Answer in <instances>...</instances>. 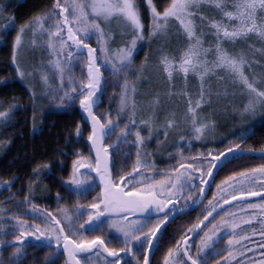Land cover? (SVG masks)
Listing matches in <instances>:
<instances>
[{
    "label": "snow or ice",
    "instance_id": "1",
    "mask_svg": "<svg viewBox=\"0 0 264 264\" xmlns=\"http://www.w3.org/2000/svg\"><path fill=\"white\" fill-rule=\"evenodd\" d=\"M145 3L150 17L147 29L140 0H52L47 10L16 30L14 18L3 15L10 5L0 0V41L16 31L11 63L18 78L27 85L33 121L45 100L57 108L78 100L90 123L87 143L94 152V157L72 152L76 158L67 180H61L63 194L56 193L57 205L66 196L75 195L74 207L59 206L53 213L34 202L33 185L41 172L50 170L47 163L33 169L28 191L23 200L17 201L14 213L9 214L4 202H0V264H23L29 247L48 248L47 264H58L61 254L66 257L64 264H153L162 232L176 218L177 211L186 213L189 201L201 207L203 218L198 216L186 230L180 229L162 264H264V164L229 175L216 185L212 199L203 203L207 199L205 186L214 183L215 170L221 168L222 160H227L229 154L239 153L234 156L236 159L244 156L242 144L255 134V120H264V71L255 70L264 69V0H164L162 10H158L154 0ZM205 8L214 9L220 18L209 19L204 15ZM114 23L117 28H113ZM172 36H182L186 41L179 59L166 51ZM26 37L28 46L41 47L46 52L50 72L43 62L31 70L22 68ZM93 38L97 47L91 44ZM253 38L259 47L250 43ZM117 39L120 46L113 48ZM145 40L149 44L162 41L157 68L165 75L169 90L145 92L149 98L141 106L136 99L138 85L146 82L150 89L152 84L149 54L145 53L139 66L136 64L138 44ZM237 45L244 47L237 50ZM77 66L86 68L79 77L74 75ZM220 72L225 76L218 79L230 82L232 92L227 87L213 90L210 79ZM190 75L199 82L195 96L187 90ZM36 76L43 88L39 94L34 83ZM176 76L182 78L184 85L179 93L173 90ZM109 78L117 81L113 87L120 88L115 119L111 112L98 115L94 111L101 100L98 94ZM121 78L123 82L119 83ZM53 80L57 81L55 86ZM177 95L186 103L182 115L167 107L165 98L171 100ZM18 107L12 104L0 110V130H7ZM206 107L213 112L206 113ZM217 108L242 122L233 133L235 139L226 137L223 150L208 149L195 156H185L182 146L174 144L175 155L172 151L168 155L175 163L159 170L151 159L152 153L147 151L148 142L154 139L160 147L184 127L180 141L191 148L192 138L201 141L214 133ZM142 112L147 115H139ZM121 114H126V121L121 120ZM36 131L34 122L33 132ZM83 135L81 125L76 124L77 143ZM112 137L114 143L109 142ZM0 145L6 146L3 142ZM66 145L71 147L72 140ZM260 152L264 155V148ZM133 155L131 170L125 171ZM82 169L95 172L99 184L91 183L90 176L82 177ZM11 187V181H0V188L10 191ZM97 187L100 191L90 203L79 202ZM249 197H258L259 202L253 203ZM16 199L12 195L7 201ZM256 210L261 214L259 220ZM26 216L31 217L32 223ZM254 222L260 225L259 231ZM256 235L258 241L253 239ZM196 236L198 244L193 240ZM30 238L35 243L30 244ZM221 244L225 246L220 247ZM9 249L11 254L5 258L3 253ZM125 256L132 259L125 260Z\"/></svg>",
    "mask_w": 264,
    "mask_h": 264
},
{
    "label": "trees",
    "instance_id": "2",
    "mask_svg": "<svg viewBox=\"0 0 264 264\" xmlns=\"http://www.w3.org/2000/svg\"><path fill=\"white\" fill-rule=\"evenodd\" d=\"M4 2L10 6L3 15L5 18L13 17L15 20L14 28L18 30L21 24L30 21L40 12L47 10L52 0H4ZM154 3L157 5L158 10H162L164 0H154ZM146 14L148 13L146 12ZM204 15L209 19L220 18L219 13L209 8L204 9ZM147 19L148 16L146 17ZM15 35L16 31H11L0 47V81H7L6 84H0V110H4L12 104L19 106L14 109V114L9 121L10 126L7 130H0V142L6 145H0V181L12 182L10 191L0 188V202H4V207L9 210V214L14 213L17 201L23 200V195L28 191V185L33 176V169L37 165L47 163L51 166L50 170L41 172L40 178L33 185L35 190L34 202L41 208H47L55 213L59 206L67 205L71 208L76 205L77 197L75 195L66 196L57 205L56 193L61 192L63 194L61 180H67L71 172L72 161L76 158L72 155V152L80 151L84 156L91 157L87 143L90 129L83 121L79 110V102L72 106L68 112L51 111L50 106L46 103L43 109L38 107L35 113V121H33L32 104L29 100L28 90L21 83L11 63L12 43ZM92 46L97 47L93 44ZM141 52L144 53V50ZM141 52L139 48V53ZM179 52L181 53V51ZM179 56L180 54L175 55L176 58H179ZM150 58L153 59L151 55ZM82 70L86 72V68L78 67L79 76L82 75ZM160 75L164 79L161 71ZM105 105L106 103L103 100L101 107L105 108ZM34 122L37 128L36 132H33ZM76 124H80L84 130L83 139L79 140L78 143L74 137ZM254 127L255 134L246 143L242 144V148L245 149V155L238 159L234 158V156H238L239 153L228 156L227 160L223 161L221 168L216 172L217 175L214 177L215 185L235 172L247 171L250 168L258 167V161L264 159V156L250 154L251 152H260L264 148V122ZM70 139L72 140L71 147L66 145V141ZM228 139H235V137L232 134ZM226 144L227 141L212 147L223 150ZM196 146L193 154H191L193 156L199 152L200 146L199 148L198 145ZM147 147L152 152V158L157 161L159 170L164 171L170 164H173L172 161L167 160V156H169L167 150L161 151V147H157L155 140L149 141ZM249 149L252 151L248 152L247 150ZM132 161V159L129 161V166L124 169L125 171L129 170ZM228 161H231V163H228ZM61 162L64 165L63 167H61ZM225 164L227 165L226 167L224 166ZM98 192L99 188L97 187L89 196L79 202L85 205L90 203ZM12 195H15L17 199L7 201V198ZM196 210L197 208L179 215L168 224L166 231L162 232L159 247L154 251L153 264H162L167 248L172 245L174 239H178L177 233L180 229L183 227L186 230L187 226L197 221L198 212ZM25 219L32 223L31 217L26 216ZM29 243H35L34 239L30 238ZM10 254V249L3 253L5 258ZM47 258H49L48 248L39 247L34 249L29 247L27 258L23 260V264H47Z\"/></svg>",
    "mask_w": 264,
    "mask_h": 264
},
{
    "label": "rangeland",
    "instance_id": "3",
    "mask_svg": "<svg viewBox=\"0 0 264 264\" xmlns=\"http://www.w3.org/2000/svg\"><path fill=\"white\" fill-rule=\"evenodd\" d=\"M140 8H141V12H142L143 22H144L146 29H147V25L149 24L150 17H149V12H148L147 7H146L145 0H140ZM146 12L148 14H146ZM147 16H148V19L146 20ZM113 28H117V25L115 23L113 24ZM2 30H3L2 27H0V31H2ZM145 35L147 36V30L145 32ZM25 40H26V47L24 48V50L21 53L22 68H24L26 70H31L33 67H40L41 62H43L44 66H45V70L50 72V69H47L48 57H47L46 52H44L41 47H37L35 49L31 48L30 46L27 45V37L25 38ZM3 42L4 41H0V47L2 46ZM38 43H42V41H38ZM160 43H162V41H154L151 44H149V42L147 40H145V41H142L138 44L137 55L139 53V48H140V52L142 50H144V53L146 52L149 54V56L151 55L153 57V59L150 58L149 69H148L149 74H150V79L152 81L151 88L149 89V85L146 82L140 83L138 85L139 92H138L136 99H137L138 103L141 104V106H143L144 101H146L149 98V97L144 95L145 92L150 90L152 93H155V92L164 93V92L169 90V84L167 83L165 75L162 73L164 76V79H163V77L160 75V71L157 68V61H158V58L160 55V53L158 52V48H159ZM250 43H255V45L257 47L260 46V44L255 41V38H253V40L250 41ZM91 44L97 46V41L95 40V38L92 39ZM185 44H186V41L184 40V38L182 36H172L171 40H170V46L168 47V49H166V51L170 52L169 54H171L173 56H175L176 54H181L179 51L182 50V48L185 46ZM118 46H120L119 39H117V42L114 43L112 45V47L116 48ZM226 47L229 48V51H233L231 46L226 45ZM241 47H244V46L243 45H237V50H239ZM144 53H142V52L139 53V59H138V61L136 60L137 66H139L140 63L144 60V57H145ZM209 58L211 59L212 57L210 56ZM177 59H179V58H177ZM78 67H80V66H77L74 68V75L77 77H79V74L77 71ZM81 67H83V66H81ZM255 70L257 73L264 71V69H261L259 67H256ZM105 76L108 77V73L106 71H105ZM218 76H225V73L220 72L216 76L211 77L210 83L213 87V90L214 91H216V90L223 91L224 88L227 87L228 91L232 92L234 89H233L232 85L230 84V82H228L226 79L220 80V79H218ZM122 82H123V79L121 78L119 83H122ZM21 83L27 88V85L25 82L21 81ZM34 83L36 86V90L39 94L41 91H43V88L39 82L38 76H36ZM56 83H57V81L53 80L54 86ZM116 83H117V81L115 79L109 78V83L106 84L105 96L103 99L104 102L106 103V105H105V108L101 107V109H98L96 111V113L98 115L101 113L107 114V113L111 112L112 117L115 119V117L118 113V109H119V98H120V88L119 87H113V85ZM198 85H199L198 80L195 77H192L190 75L189 81H188V89H187L188 92L190 94H192L193 96H195V92L198 90ZM183 87H184V85H183L182 78L179 76H176L174 78V89L173 90L175 92L179 93L183 89ZM165 99H166L167 107L170 110L175 109V110H177L178 114H180V115L183 114V112L186 108V103L182 97L177 95V96H173L171 98V100H167V98H165ZM77 102H79V101L76 100L74 102H69L68 107L57 108L55 105L51 104L48 100H45L43 105L40 106V109L41 108L43 109L44 105L47 103L50 106L49 108L51 111L68 112V111H70V108L72 106L77 104ZM214 107H215V105H214ZM205 112L211 114L213 112V109L206 107ZM84 115L86 117V114H84ZM139 115L146 116L147 112H142ZM215 119L217 121V125H216L214 133H209L206 136V139L201 140V141H197L194 138H192V147L191 148H188L186 143H183L180 141V133L185 131V128L182 127L181 129L178 130V132L172 133L170 135L167 142L160 146L161 147L160 150L161 151L167 150V152L173 151V154L175 155L176 149L173 147L174 144L182 146L185 156L193 154V150L197 147L196 145H198V148L200 146L199 152H206V151H208V149L218 150L217 147H212V146H217V145H220V144L226 142L227 140L225 138L226 137L229 138L234 132H236L240 128L242 122L239 121L238 119H236V120L232 119V117L227 115V114H223L221 112V110L218 108L216 109ZM121 120H123V121L127 120L126 114H121ZM263 122H264V120L257 118L254 122V126L260 125ZM189 130H190V126H189ZM142 134H145V133H142ZM130 139H131V137H130ZM161 139L163 140V137ZM109 142L114 143L115 137H112ZM202 147L204 148V150ZM131 151L134 152L135 150L132 149ZM147 151L150 152V150H148V147H147ZM85 157H90V156H85ZM91 157H94V152H92ZM152 157H153V155H152ZM152 157H151V159L154 160V158H152ZM131 159L134 161L135 156L133 155ZM167 160H170L173 163H175V160L170 158L169 156H167ZM154 161L156 162V165H157V161L156 160H154ZM130 170H131V168H129L128 171H130ZM81 173H82V177L83 176H90L92 178V180L90 181L91 183H94L96 185L99 184V178L96 176L95 172L89 173L88 170L82 169ZM211 184H212V182L205 186L206 187V193H207V199L203 202L204 204H207V200L212 199V197H210V190H211V186H212ZM99 191H100V189H99ZM89 195L90 194H88L87 196H89ZM248 199L253 203H256L259 201V200H256V197H249ZM183 203L184 202L181 201L180 206H183ZM221 203H222V201H221ZM235 203L236 202L233 201V204H235ZM189 204H190L189 209L197 207V208H199L200 211H202L201 207L196 206V205H191L190 201H189ZM224 207L228 208L229 205H224ZM244 207H246V205ZM233 211H239V209H233ZM178 213H180V212L177 211L176 214H178ZM153 219L155 220V217H153ZM217 219H219V217H217ZM243 227L248 228L247 225H244ZM106 230H107V228H106ZM249 231H250V229H249ZM253 239L254 240L259 239V235H256L255 237H253ZM225 244H226V240H225ZM225 244H221L220 247H224ZM249 255H252V253H249ZM256 255L258 256V253ZM213 264H215L214 261H213Z\"/></svg>",
    "mask_w": 264,
    "mask_h": 264
},
{
    "label": "flooded vegetation",
    "instance_id": "4",
    "mask_svg": "<svg viewBox=\"0 0 264 264\" xmlns=\"http://www.w3.org/2000/svg\"><path fill=\"white\" fill-rule=\"evenodd\" d=\"M258 164H259V166H260L261 164H264V159L261 160V161H258ZM259 166H258V167H259ZM217 184H220V182L217 183ZM217 184H216V185H217ZM216 185H215V183H212L211 190H210V197H212L214 194H216V192H217ZM256 200H259V198L256 197ZM258 202H259V201H258ZM258 202H256V203H258ZM196 211L198 212L197 217L199 216V218L202 219L203 217L200 216L201 211L199 210V208H197ZM255 214H256V216H257V220H259V219L261 218V214H260L259 210H256ZM85 218H86V216H85ZM254 226L257 228V231H259L260 225H259L258 223H256V222H254ZM95 234H99V233H95ZM105 234L107 235V230H106V228H105ZM108 239H111V236H108ZM193 240H194V242H195L196 244L199 243V237H198V236L193 237ZM257 240H259V239H257ZM191 242H192V241H191ZM191 242H190V243H191ZM47 259H48V258H47ZM47 259H46V261H47ZM65 259H66V257H65L63 254H61L60 257L58 258V264H64ZM124 259H125V260H131L132 258H131L130 256H125ZM141 260H142V257H141ZM132 264H135V261H132Z\"/></svg>",
    "mask_w": 264,
    "mask_h": 264
},
{
    "label": "water",
    "instance_id": "5",
    "mask_svg": "<svg viewBox=\"0 0 264 264\" xmlns=\"http://www.w3.org/2000/svg\"><path fill=\"white\" fill-rule=\"evenodd\" d=\"M106 77V76H105ZM104 91H105V85H104V87H103V91L101 92V93H99V95L101 96V100H100V103H99V106L96 108V109H94V111H97L101 106H102V103H103V99H104ZM79 110H80V113H81V116H82V118H83V121L87 124V126L89 127V129H90V123L87 121V118L85 117V115L82 113V110L80 109V107H79ZM88 146H89V149H90V145L88 144ZM90 152H91V155H92V152L93 151H91V149H90ZM251 155H256V156H264V155H262L261 154V152H251L250 153ZM231 154H229L228 156H230ZM223 161L224 160H222V163H223ZM222 163H221V165H222ZM217 170L218 169H216L215 170V172H217ZM211 183V182H210ZM209 183V184H210ZM197 208V207H196ZM196 208H191V209H189V210H187L186 212H189V211H191L192 209H196ZM182 214H184V213H178V214H176V217L177 216H179V215H182ZM173 220H170V222L169 223H171Z\"/></svg>",
    "mask_w": 264,
    "mask_h": 264
}]
</instances>
